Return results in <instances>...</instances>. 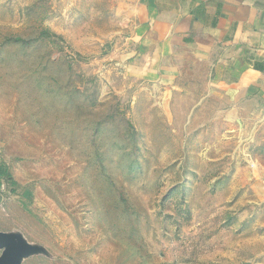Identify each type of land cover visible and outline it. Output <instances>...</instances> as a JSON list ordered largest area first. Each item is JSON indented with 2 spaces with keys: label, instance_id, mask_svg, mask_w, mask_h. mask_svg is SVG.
<instances>
[{
  "label": "rangeland",
  "instance_id": "1",
  "mask_svg": "<svg viewBox=\"0 0 264 264\" xmlns=\"http://www.w3.org/2000/svg\"><path fill=\"white\" fill-rule=\"evenodd\" d=\"M132 6L0 0V230L23 264H264L263 115L134 81Z\"/></svg>",
  "mask_w": 264,
  "mask_h": 264
},
{
  "label": "crops",
  "instance_id": "2",
  "mask_svg": "<svg viewBox=\"0 0 264 264\" xmlns=\"http://www.w3.org/2000/svg\"><path fill=\"white\" fill-rule=\"evenodd\" d=\"M129 1L134 81L173 83L193 68L240 125L264 118V0Z\"/></svg>",
  "mask_w": 264,
  "mask_h": 264
},
{
  "label": "water",
  "instance_id": "3",
  "mask_svg": "<svg viewBox=\"0 0 264 264\" xmlns=\"http://www.w3.org/2000/svg\"><path fill=\"white\" fill-rule=\"evenodd\" d=\"M0 248V264H23L31 255L48 253L44 246L30 242L19 231L0 230Z\"/></svg>",
  "mask_w": 264,
  "mask_h": 264
}]
</instances>
